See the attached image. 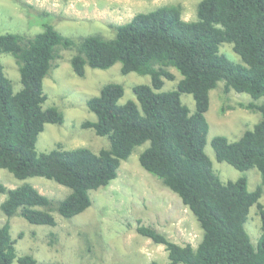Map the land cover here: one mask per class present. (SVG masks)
<instances>
[{
	"label": "trees",
	"instance_id": "1",
	"mask_svg": "<svg viewBox=\"0 0 264 264\" xmlns=\"http://www.w3.org/2000/svg\"><path fill=\"white\" fill-rule=\"evenodd\" d=\"M109 26L112 37L66 36L50 23L33 35L0 33V53L13 56L21 82L14 91L0 62V168L18 179L42 176L70 189L56 201L29 183L7 188L0 181V193L6 194L0 203L6 216L0 226V264L14 259L18 264H41L32 254L16 255L10 234L13 215L33 224L55 225L52 211L64 218L81 213L91 205L89 191L114 179L121 161L145 142L148 145L138 155L140 165L180 197L202 230L193 247L137 225L139 234L167 250V263L148 264H264V205L259 201L264 192V100L255 102L264 97V0H199L195 20L182 18L181 4L170 3ZM224 42L232 44L241 63L219 51ZM63 49L73 51L70 64L78 76H84L86 65L106 69L119 62L121 73L151 78L150 84L133 85L137 102L119 103L124 89L116 82L103 84L86 100L95 120L83 121L82 127L108 139V146L97 152L87 147L63 149L60 144L42 152L35 147L45 123L61 124L64 119L57 106H43V78L56 67ZM169 67L181 78L175 89L160 91L164 78H174ZM220 80L223 92L248 93L252 101L240 105L260 113L254 127L237 140L215 135L210 141L218 161L242 172L257 168L261 180L253 190L244 173L222 181L204 150L209 91ZM181 93L192 95L193 112L182 103ZM253 205L260 221L255 245L245 228Z\"/></svg>",
	"mask_w": 264,
	"mask_h": 264
},
{
	"label": "rangeland",
	"instance_id": "2",
	"mask_svg": "<svg viewBox=\"0 0 264 264\" xmlns=\"http://www.w3.org/2000/svg\"><path fill=\"white\" fill-rule=\"evenodd\" d=\"M199 0H0V33L33 35L42 30L43 23L52 24L63 35L76 37L100 33L105 37L114 35L110 24L129 21L137 12H147L165 4H181L182 18L196 19ZM219 51L231 61L241 63L232 44H220ZM56 67L43 78L46 94L44 107L57 106L63 111L61 124L45 123L38 134L36 150L49 151L60 144L63 149L87 147L94 152L108 146L106 136L96 135L92 128L82 127L85 120H95V115L86 100L99 93L107 82L120 83L123 95L119 103L136 101L132 87L135 84H150L148 74L121 73L119 62L106 69L85 66L84 76L72 70V50L63 49ZM0 62L5 75L10 78L14 91L21 88L17 64L10 53H0ZM173 79L164 78L160 91L175 89L181 74L173 67ZM224 82L209 91V107L205 112L209 124L204 150L212 161L214 172L222 181L234 180L241 174L247 176V187L255 189L260 183L257 168L240 171L215 158L211 138L225 135L228 140H237L243 131L252 129L259 121L260 113L240 104L252 101L245 92L233 89L223 92ZM180 99L190 111L195 110L191 94L181 93ZM264 97L255 100L260 103ZM148 145L136 146L130 155L121 161L117 176L107 185L90 190L91 205L81 213L64 218L52 211L55 225L33 224L19 214L10 218V234L15 239L16 255L32 254L41 264H148L151 260L168 262L163 244L153 242L139 234V224L155 228L168 239L180 245L190 243L195 247L201 239L202 230L189 208L180 197L162 182L147 172L139 163V153ZM0 181L7 188L29 183L40 193L58 201L69 193V188L42 176L16 178L8 170L0 168ZM264 188V187H263ZM6 194L0 193V203ZM259 201L264 205V192ZM6 216L0 209V226ZM245 228L251 242L257 244L260 235L259 215L255 205L250 207ZM21 234V236H20ZM12 264H18L14 259Z\"/></svg>",
	"mask_w": 264,
	"mask_h": 264
}]
</instances>
